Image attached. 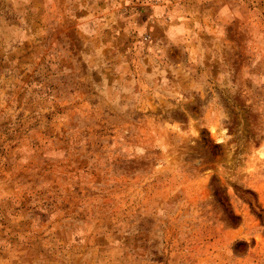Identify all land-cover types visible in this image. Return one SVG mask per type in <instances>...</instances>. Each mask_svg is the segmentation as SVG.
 <instances>
[{"label":"rangeland","instance_id":"374dc122","mask_svg":"<svg viewBox=\"0 0 264 264\" xmlns=\"http://www.w3.org/2000/svg\"><path fill=\"white\" fill-rule=\"evenodd\" d=\"M0 264H264V0H0Z\"/></svg>","mask_w":264,"mask_h":264}]
</instances>
